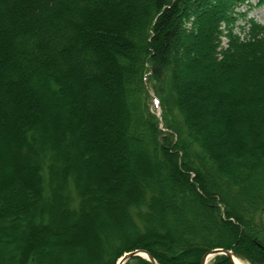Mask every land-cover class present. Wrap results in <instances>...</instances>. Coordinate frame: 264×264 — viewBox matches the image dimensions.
<instances>
[{
  "label": "trees",
  "instance_id": "16d2710c",
  "mask_svg": "<svg viewBox=\"0 0 264 264\" xmlns=\"http://www.w3.org/2000/svg\"><path fill=\"white\" fill-rule=\"evenodd\" d=\"M251 1L0 0V264H82L53 253L73 238L87 264L136 250L157 264H200L217 248L264 264V137L245 148L234 132L247 102L264 96V22L247 18ZM195 60L229 75L237 92L217 94L225 106L206 123L227 120V153L197 123L189 97L212 78L194 83ZM69 99L83 125L74 153L62 142L69 134L51 141L36 113ZM129 165L140 168L136 185ZM102 168L123 180L104 205L90 182ZM99 205L114 212L118 234H95ZM71 225L77 234L53 238ZM211 264L231 263L219 255Z\"/></svg>",
  "mask_w": 264,
  "mask_h": 264
},
{
  "label": "rangeland",
  "instance_id": "374dc122",
  "mask_svg": "<svg viewBox=\"0 0 264 264\" xmlns=\"http://www.w3.org/2000/svg\"><path fill=\"white\" fill-rule=\"evenodd\" d=\"M251 2L253 5V8L248 12L247 18L253 19L254 21L258 23H263L264 22V6H255L257 3V0H252ZM240 10L245 11L246 8L242 7ZM222 43H223L222 48H225L224 46L226 43L225 39H222ZM190 64H191V68L194 66V68L190 71V73L192 76H195L194 77L195 80L193 81L196 85L201 84L203 82L202 77H204V74H208L209 77L212 78L210 85L204 91L205 94L199 93V92L190 94V97H189L190 102L195 104L196 112L199 114L197 123L201 126H203L204 124L205 129H208L209 132L211 131L214 133L216 132V135L214 137L217 143L216 144L217 148L220 149L222 152L226 151L227 153L229 152V148L226 143L228 137L225 134L227 120L225 121L222 120L218 125H214V126L213 124L211 126V124L209 125L206 123H208L211 120L215 112H218L219 107L221 109L225 106V102L223 100L218 101L219 97L217 96V94H219L220 92L222 93L223 91L225 93H228L231 96H236L237 92L234 89L235 88L234 84L231 82L229 75H225V76L220 75L219 70L215 66L209 65L208 68H204L202 67V64L198 63L196 60ZM93 88H94V91L98 90L97 87H92V89ZM92 89L89 90V94H90V91L92 92ZM89 94L88 93L85 94L86 95L85 98L88 97ZM149 94L150 96H149V99L147 100V106L150 112H152L153 114L159 117L160 108H159L157 101L155 100L156 96L153 94V92L150 89H149ZM70 101L71 100L69 99L67 100V102L62 103L61 105L53 101L51 103V108L48 109V112L45 110L43 113H41L42 111H40L39 108H36L37 110L36 113L41 115L42 118L44 119L46 128L48 129L47 130L48 139H50L51 141H52V138L55 136H58L60 139L63 140L64 138H62V135L66 137L67 134H69L70 141L63 140L62 142L66 145V150H68L71 153H74L78 151L77 146L82 141L81 129H83V125L78 122L77 118H74L71 116L70 110L72 108V105ZM247 103H250V106H252L251 114L248 116L246 120H242V118L237 119L234 125V129H235L234 132L235 134L237 133L235 135L236 136L235 139L240 144H244L245 148L248 147L249 145L248 143L250 140L258 138L261 141V139L264 137V116H260L259 115L260 113L258 112V109L264 105L263 104L264 96L261 101L252 100V101H248ZM16 105H17L16 103L13 104L15 109L17 108ZM112 105H114V103H112L111 106ZM247 128H250V129L255 128L254 130L255 132L248 135ZM217 130H220V132L217 133ZM128 167H127L128 170L127 169L126 170L131 175H133L134 180L133 179L132 180L134 184L136 185V180H137L136 178L140 174V168L138 166H132V165H129ZM83 169L88 170L87 164L86 166H83ZM106 170L107 169L102 168L100 170L101 175H98L96 177H90V182L96 184L99 189L98 192L96 193L97 195L95 194L94 196L101 198L102 205L105 204V197H110L112 201L114 200L115 198L114 196L118 195L119 192L122 190L121 183L123 182L119 174L111 173L109 172L110 170L107 172ZM96 210L99 216V220H98L99 222H95L92 227L94 229V232H96L95 234H97V232L101 230H104L108 234H111V233L118 234L119 229L116 226L114 212H112V210L109 209L108 206L106 207L104 206V209H103L100 205L96 207ZM115 215H117V213ZM70 220L72 222L73 218L71 217ZM121 223L126 228V224H124V222H121ZM75 226L76 225L67 226L62 232L61 230L54 232L52 234L54 235L53 238H55L56 236H61L63 238H66V236H68L67 235L68 233H71L73 235L77 234L75 233V231H73L75 229ZM126 230L128 229L126 228ZM126 233H128V231H126ZM80 242L81 241L78 238H73L70 241L69 245L64 244L62 241H60L59 244H53V248H54L53 253L55 256L59 258L60 261L70 260L71 262H75V263L81 262L82 264H87L89 261L90 254H88V251H86L85 249L86 246L84 247L83 244H81ZM87 242H91V241L88 239ZM91 243H92L93 249H95L96 247L95 250H97V246L95 245L93 238H92ZM72 256H74L75 258H73ZM186 261L188 260H185V262ZM212 261H213V258L209 260L207 264H211ZM240 261H242L244 264H248L246 261H243V260H240ZM185 264H189V263H185Z\"/></svg>",
  "mask_w": 264,
  "mask_h": 264
},
{
  "label": "water",
  "instance_id": "95a60500",
  "mask_svg": "<svg viewBox=\"0 0 264 264\" xmlns=\"http://www.w3.org/2000/svg\"><path fill=\"white\" fill-rule=\"evenodd\" d=\"M219 255H223L225 256L231 264H235L233 261V257L234 255L232 254L231 251H227V250H223L220 248L217 249H212L209 252H207L201 259L200 264H207V262L209 260H211L212 258L219 256ZM141 258L146 260L147 262H149L150 264H157L156 261L146 252L144 251H140V250H136L133 252H129L124 254L118 261L116 264H125L128 260L132 259V258Z\"/></svg>",
  "mask_w": 264,
  "mask_h": 264
},
{
  "label": "bare ground",
  "instance_id": "6f19581e",
  "mask_svg": "<svg viewBox=\"0 0 264 264\" xmlns=\"http://www.w3.org/2000/svg\"><path fill=\"white\" fill-rule=\"evenodd\" d=\"M222 39H225V38H222ZM222 39H221V41H222ZM226 41V40H225ZM222 44L223 43H221V47H222ZM225 47H226V44L224 45ZM126 254V253H125ZM233 261H234V263L235 264H244L242 261H240L238 258H236V257H233Z\"/></svg>",
  "mask_w": 264,
  "mask_h": 264
}]
</instances>
